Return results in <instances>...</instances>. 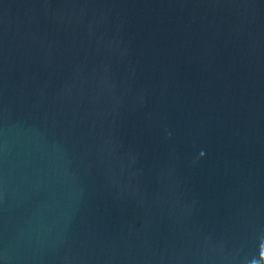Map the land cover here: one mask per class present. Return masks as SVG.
I'll return each instance as SVG.
<instances>
[{
  "label": "water",
  "instance_id": "obj_1",
  "mask_svg": "<svg viewBox=\"0 0 264 264\" xmlns=\"http://www.w3.org/2000/svg\"><path fill=\"white\" fill-rule=\"evenodd\" d=\"M0 264H264V0H0Z\"/></svg>",
  "mask_w": 264,
  "mask_h": 264
}]
</instances>
